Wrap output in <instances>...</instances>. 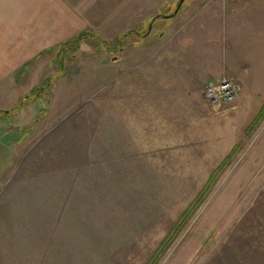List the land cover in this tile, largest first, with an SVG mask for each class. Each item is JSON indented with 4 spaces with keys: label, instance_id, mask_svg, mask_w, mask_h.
I'll use <instances>...</instances> for the list:
<instances>
[{
    "label": "rangeland",
    "instance_id": "374dc122",
    "mask_svg": "<svg viewBox=\"0 0 264 264\" xmlns=\"http://www.w3.org/2000/svg\"><path fill=\"white\" fill-rule=\"evenodd\" d=\"M235 1L0 0V264L264 256V105L170 73Z\"/></svg>",
    "mask_w": 264,
    "mask_h": 264
},
{
    "label": "crops",
    "instance_id": "0c3cea01",
    "mask_svg": "<svg viewBox=\"0 0 264 264\" xmlns=\"http://www.w3.org/2000/svg\"><path fill=\"white\" fill-rule=\"evenodd\" d=\"M105 5L101 4V8L105 9ZM221 10L218 20H194L195 33L208 35L204 43L211 49L204 55V62H198L197 68L190 71L172 69L171 79L174 81L176 74H183V79L192 81L189 93L197 90L203 95V87L205 90L209 80L230 76L238 81L241 91L248 92L250 104L264 105V0L224 3ZM254 229L252 226L246 236L251 245L260 237L253 234L257 228ZM245 242L235 248L233 264H264V256H260L254 246H244ZM243 247L249 250L244 256Z\"/></svg>",
    "mask_w": 264,
    "mask_h": 264
},
{
    "label": "built area",
    "instance_id": "2783aa9c",
    "mask_svg": "<svg viewBox=\"0 0 264 264\" xmlns=\"http://www.w3.org/2000/svg\"><path fill=\"white\" fill-rule=\"evenodd\" d=\"M239 94L237 84L231 78H224L219 81H210L205 86L206 99L216 109L226 103L235 101Z\"/></svg>",
    "mask_w": 264,
    "mask_h": 264
},
{
    "label": "water",
    "instance_id": "95a60500",
    "mask_svg": "<svg viewBox=\"0 0 264 264\" xmlns=\"http://www.w3.org/2000/svg\"><path fill=\"white\" fill-rule=\"evenodd\" d=\"M185 1H186V0H180L179 4H178V6H177V8H176V10H175L174 15L178 14V12L180 11V8L183 6V4L185 3ZM165 17L169 18V17H171V16L169 15V16H165ZM152 28H153V24L150 25V28H149V32H148V33H150V30H151Z\"/></svg>",
    "mask_w": 264,
    "mask_h": 264
},
{
    "label": "trees",
    "instance_id": "16d2710c",
    "mask_svg": "<svg viewBox=\"0 0 264 264\" xmlns=\"http://www.w3.org/2000/svg\"><path fill=\"white\" fill-rule=\"evenodd\" d=\"M123 39H125V35H123V37H122V41H123ZM99 40L101 41V42H105L106 43V41L104 40V39H102V38H99ZM108 43V42H107ZM105 45H107V44H105Z\"/></svg>",
    "mask_w": 264,
    "mask_h": 264
}]
</instances>
